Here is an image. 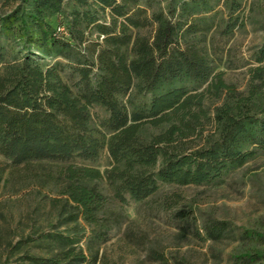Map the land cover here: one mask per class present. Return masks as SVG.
Listing matches in <instances>:
<instances>
[{"label": "trees", "instance_id": "trees-1", "mask_svg": "<svg viewBox=\"0 0 264 264\" xmlns=\"http://www.w3.org/2000/svg\"><path fill=\"white\" fill-rule=\"evenodd\" d=\"M240 7L241 0H166L164 7L155 0H19L0 16V38L26 51L9 58L0 44V156L14 169L58 168L38 183L61 197L52 202L64 229L38 236L49 255L31 264H94L80 240L89 232L88 241H103L118 219L93 181L104 179L121 204L125 196L142 202L158 183H210L264 153V92L253 86L236 94L215 73L207 41L241 25ZM31 47L67 61L70 82L64 66L40 63ZM259 53L264 63V45ZM251 73L264 87V66ZM223 91L226 101L208 116L205 94ZM94 107L106 116L94 121ZM206 125L212 133L192 150L189 141L201 140ZM103 151L110 160L103 172L68 164L94 163Z\"/></svg>", "mask_w": 264, "mask_h": 264}, {"label": "rangeland", "instance_id": "rangeland-1", "mask_svg": "<svg viewBox=\"0 0 264 264\" xmlns=\"http://www.w3.org/2000/svg\"><path fill=\"white\" fill-rule=\"evenodd\" d=\"M19 0H0V16L16 7ZM164 7L166 0H155ZM93 9V8H92ZM69 8L65 12H69ZM237 16L241 25L227 36L210 33L207 41L215 54V73L235 93L247 96L251 87L264 92L262 82L252 80V70L264 66L257 58L264 45V0H241ZM226 18V14H224ZM64 20V16H59ZM107 20V19H106ZM91 38L96 34L91 33ZM8 57L23 56L13 43ZM30 54L42 64H60L65 80H71L67 61L59 56H44L34 47ZM70 82V81H69ZM208 84L196 88L204 92ZM227 99L205 94L203 108L212 117ZM94 121L106 116L104 110L90 111ZM206 125L201 140L189 141L193 149L212 133ZM156 130L150 129V132ZM68 164L87 166L103 172L110 166L106 151L94 162L74 159ZM48 164L14 169L0 156V264H31L30 258H45L48 251L36 239L42 234L64 229L59 224L58 208L52 200L61 197L43 188L38 180L44 173L55 172ZM90 185L106 198V208L117 222L104 240H87L86 232L78 244L94 264H264V153L258 152L243 166L234 168L213 182L179 186L158 183L157 191L142 202L126 197L119 203L104 179ZM223 226L220 233L212 228ZM30 240H35L31 242ZM249 255L251 258H247Z\"/></svg>", "mask_w": 264, "mask_h": 264}]
</instances>
